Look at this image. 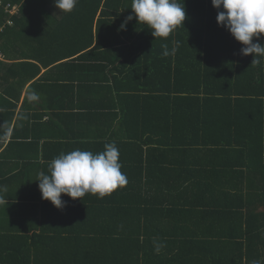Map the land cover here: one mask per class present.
<instances>
[{
    "label": "trees",
    "instance_id": "trees-1",
    "mask_svg": "<svg viewBox=\"0 0 264 264\" xmlns=\"http://www.w3.org/2000/svg\"><path fill=\"white\" fill-rule=\"evenodd\" d=\"M178 2L183 25L155 39L136 19L120 29L132 0H79L71 13L0 0V68L16 79L2 90V141L19 140L13 102L30 83L36 173L48 174L42 159L115 144L127 178L104 198L62 194V209L38 181L7 188L0 264H264V57L241 54L211 0Z\"/></svg>",
    "mask_w": 264,
    "mask_h": 264
},
{
    "label": "clouds",
    "instance_id": "clouds-1",
    "mask_svg": "<svg viewBox=\"0 0 264 264\" xmlns=\"http://www.w3.org/2000/svg\"><path fill=\"white\" fill-rule=\"evenodd\" d=\"M78 3L79 0H54L60 13H71ZM211 4L218 10L217 24L244 46L240 49L241 54L253 55L252 63H259L256 57H264V43H253V38L264 34V0H211ZM131 10L133 14L126 18L120 29L125 30L127 23L136 19L139 25L148 27L155 39L168 38L186 19L184 3L181 5L178 0H132ZM171 51L174 53L176 47ZM164 55H169L166 46ZM37 99L35 92L30 93L29 100ZM104 149L99 153L75 149L55 157L48 165V174L40 172L35 180L39 182L41 198L62 209L66 206L62 194L73 200H82L88 194L104 198L118 186L126 185L118 148L115 144H105ZM0 203L7 201L0 196Z\"/></svg>",
    "mask_w": 264,
    "mask_h": 264
},
{
    "label": "crops",
    "instance_id": "crops-1",
    "mask_svg": "<svg viewBox=\"0 0 264 264\" xmlns=\"http://www.w3.org/2000/svg\"><path fill=\"white\" fill-rule=\"evenodd\" d=\"M17 50L20 52L21 50L19 47H17ZM0 60L4 62L11 63V60H5L4 54L0 51ZM41 68V75L46 72V69H44L43 65H40ZM4 68H0V107H5L7 103L4 105V99L7 95L3 93V89L9 87H15L16 79L14 81L5 80V72ZM59 74H55L53 77H57ZM30 83L24 87L22 90V95L20 98V101L13 102L18 105L17 110H15V118L12 123V126L10 128V135L12 134V130L19 122L21 124L17 127V135H19V140H16L11 145V139L9 142V139H7L5 142L2 141L4 137V130L3 128H0V193H7V188H14L15 190H20V192L26 189H29L27 187V184L29 183H35L38 173L34 171L30 167V161L34 160L36 158V154L32 150V147L34 146H27V144H30L29 139H25L26 135H37V130L34 127H37L36 124L32 123L34 116L37 114V111H29V104H25V100H29V88ZM12 92L8 94V96H11ZM37 95V94H36ZM5 96V97H4ZM39 96V95H37ZM12 101H16L14 97L11 98ZM31 104L34 106H38L40 99L38 97L37 100H29ZM32 107V106H31ZM3 112V111H2ZM33 117V118H32ZM1 120V127H2V121H7L5 118H0ZM48 118L45 119L47 122ZM44 121V122H45ZM8 122V121H7ZM41 147V144L39 145ZM42 159V158H40ZM52 160L46 161L45 159H42L41 162L50 163ZM29 162V163H28ZM27 172H30L32 174H29V177H27ZM21 194V193H20ZM27 194V191L25 192V195ZM1 195V194H0Z\"/></svg>",
    "mask_w": 264,
    "mask_h": 264
},
{
    "label": "built area",
    "instance_id": "built-area-1",
    "mask_svg": "<svg viewBox=\"0 0 264 264\" xmlns=\"http://www.w3.org/2000/svg\"><path fill=\"white\" fill-rule=\"evenodd\" d=\"M7 8L9 9V11H10L11 13H14V12L16 11L15 8H10V7H7ZM0 30H2V28H0Z\"/></svg>",
    "mask_w": 264,
    "mask_h": 264
}]
</instances>
